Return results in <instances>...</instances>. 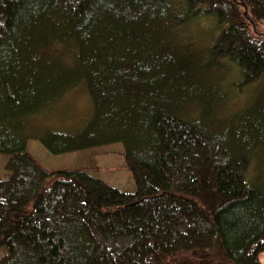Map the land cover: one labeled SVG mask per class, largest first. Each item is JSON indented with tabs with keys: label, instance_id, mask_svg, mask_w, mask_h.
<instances>
[{
	"label": "trees",
	"instance_id": "16d2710c",
	"mask_svg": "<svg viewBox=\"0 0 264 264\" xmlns=\"http://www.w3.org/2000/svg\"><path fill=\"white\" fill-rule=\"evenodd\" d=\"M30 140L121 143L134 190L48 172ZM0 154V264H261L264 0H0Z\"/></svg>",
	"mask_w": 264,
	"mask_h": 264
},
{
	"label": "rangeland",
	"instance_id": "374dc122",
	"mask_svg": "<svg viewBox=\"0 0 264 264\" xmlns=\"http://www.w3.org/2000/svg\"><path fill=\"white\" fill-rule=\"evenodd\" d=\"M196 46L207 45L212 25L200 22L193 27ZM233 79V78H232ZM226 81L224 80L223 83ZM253 88V87H252ZM252 88L231 90L228 94L230 104L228 109L235 111L246 103V97L251 94ZM239 90H241L239 88ZM245 91V92H244ZM60 125L72 127L80 123L81 118L89 112L86 96L81 92H74L65 99ZM26 152L33 157L38 164L48 172L59 170H83L84 172L101 179L102 181L117 187L123 191H133L134 183L131 174L124 162V149L121 143L103 145L87 150L53 155L36 140H30L26 145ZM264 158V156H263ZM7 156L0 154V178H6L9 172L5 169ZM261 182L264 186V162ZM4 248H0V256ZM260 262L264 264V252L260 255Z\"/></svg>",
	"mask_w": 264,
	"mask_h": 264
}]
</instances>
